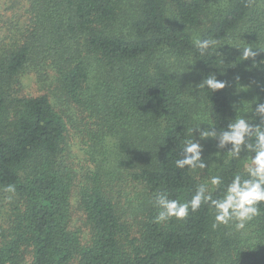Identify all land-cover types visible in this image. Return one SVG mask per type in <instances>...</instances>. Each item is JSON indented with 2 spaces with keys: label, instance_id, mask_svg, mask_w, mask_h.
Returning <instances> with one entry per match:
<instances>
[{
  "label": "trees",
  "instance_id": "1",
  "mask_svg": "<svg viewBox=\"0 0 264 264\" xmlns=\"http://www.w3.org/2000/svg\"><path fill=\"white\" fill-rule=\"evenodd\" d=\"M216 1L1 4L0 264H264V204L242 231L214 228L207 205L154 222L157 193L185 202L202 183L206 169L175 166L193 127L214 122L219 131L236 115L260 122L253 113L264 103V0H227L224 9ZM248 17L241 43L259 54L237 65L242 49L224 40ZM197 37L218 41L216 52L202 55ZM32 72L67 104L57 108L47 92L26 95L23 77ZM209 74L225 88L199 89ZM230 81L248 93L232 95ZM80 109L92 146L107 153L85 172L68 160L70 113ZM199 142L206 164L219 151L211 175L223 183L213 198L235 174L247 178L250 153L234 159L214 139ZM9 184L14 194L4 191Z\"/></svg>",
  "mask_w": 264,
  "mask_h": 264
},
{
  "label": "clouds",
  "instance_id": "2",
  "mask_svg": "<svg viewBox=\"0 0 264 264\" xmlns=\"http://www.w3.org/2000/svg\"><path fill=\"white\" fill-rule=\"evenodd\" d=\"M218 43L211 38L193 39V45L202 55L210 48L216 52ZM236 48L242 49L241 60L252 59L259 54L258 51L253 50L256 47L251 45ZM225 86V82L218 80L216 74H209L197 85L199 89H207L211 93ZM240 109L237 108L236 112L238 113ZM253 115L260 117L258 124H253L251 118L246 119L245 116L236 115L219 131L215 130L214 122L203 130L200 125L193 127L190 130L191 138L184 141L181 157L175 161L176 168L192 172L209 168L214 162L210 165L205 163L202 156L203 146L199 140L214 139L217 141L216 148L218 150L227 148L226 151L231 158L238 159L242 151L251 154L244 165L247 178L235 174L217 198H213L212 193L223 183L219 175H213L207 182L200 183L192 198L185 202L169 199L163 192L157 193L154 206L159 211L154 217L155 223H164L172 218L184 220L190 211L196 212L203 205H207L214 212V228L220 225H233L237 231H242L261 214L260 205L264 204V103L256 105ZM194 130L198 132L199 140L193 139ZM229 145L230 148L227 147ZM4 191L14 194L16 189L14 185L9 184L5 186ZM8 199L11 197L9 196Z\"/></svg>",
  "mask_w": 264,
  "mask_h": 264
},
{
  "label": "rangeland",
  "instance_id": "3",
  "mask_svg": "<svg viewBox=\"0 0 264 264\" xmlns=\"http://www.w3.org/2000/svg\"><path fill=\"white\" fill-rule=\"evenodd\" d=\"M7 0H0V9L1 4L6 2ZM215 7L222 8L227 5V0H217L214 2ZM260 7V6H259ZM250 24L249 17L245 19L241 24H239L224 40V45L228 47H232V45L238 47H244V44L241 43L243 40V28ZM194 35L197 36L199 34V30L195 29L193 31ZM237 65H240V58L238 55ZM23 84H24V93L26 95H38L41 93L47 92L51 96H55L54 99L57 104V108L61 107L64 104H67L64 100V96L62 94L55 93L52 88H47L40 84V82L36 81V77L34 73H28L23 77ZM244 84V83H243ZM229 90L231 91L232 95L239 94V93H248V86L246 85H239L235 86L232 81L229 82ZM60 96V97H59ZM78 109V108H77ZM90 124V120L88 114L86 112H82L80 110H76L70 113L68 128H69V142L71 144L69 153H68V160L73 162V166L76 168L77 171L81 170L83 172L94 169L96 167V163L100 164L101 162L105 161L103 156L107 155L104 151L105 148L102 149L101 144H95L92 146V134L88 132V128ZM87 125V126H86ZM92 128V126H91ZM215 152V151H214ZM211 153L208 158L207 164H214L207 168L203 172V176H201V182L205 183L208 179L212 176L211 171L212 167L216 164L215 153ZM217 157V155H216ZM113 169V168H111ZM116 170V169H114ZM106 178H109L106 172V169L102 171ZM116 183V180L113 179ZM72 202L76 205L75 198H73ZM78 219V214L75 213V220Z\"/></svg>",
  "mask_w": 264,
  "mask_h": 264
}]
</instances>
